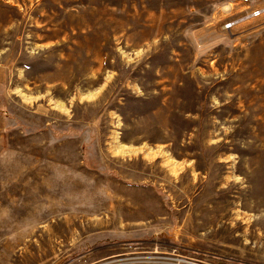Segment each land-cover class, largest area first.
Listing matches in <instances>:
<instances>
[{
  "label": "rangeland",
  "instance_id": "obj_1",
  "mask_svg": "<svg viewBox=\"0 0 264 264\" xmlns=\"http://www.w3.org/2000/svg\"><path fill=\"white\" fill-rule=\"evenodd\" d=\"M0 264H264V0H0Z\"/></svg>",
  "mask_w": 264,
  "mask_h": 264
}]
</instances>
